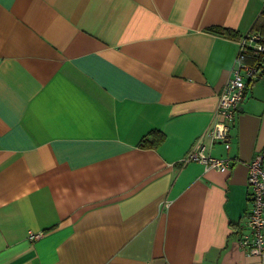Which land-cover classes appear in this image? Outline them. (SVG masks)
<instances>
[{"label":"crops","instance_id":"obj_1","mask_svg":"<svg viewBox=\"0 0 264 264\" xmlns=\"http://www.w3.org/2000/svg\"><path fill=\"white\" fill-rule=\"evenodd\" d=\"M249 30L264 0H0V264H264L238 244L264 71L203 137L229 168L182 161Z\"/></svg>","mask_w":264,"mask_h":264},{"label":"built area","instance_id":"obj_2","mask_svg":"<svg viewBox=\"0 0 264 264\" xmlns=\"http://www.w3.org/2000/svg\"><path fill=\"white\" fill-rule=\"evenodd\" d=\"M237 62L232 68V75L225 82L218 94L213 120L204 134L196 139L193 146L186 153L183 160H196L206 169L217 171L227 170L230 160L224 157L210 155L205 150L204 136L211 141L222 142L225 148L229 147L230 129L236 124V115L239 104L245 94L250 81L257 78L264 67L256 62H247L240 59L247 51L259 54L264 51V33L249 30L240 36ZM264 148L247 161L246 183L250 207L243 216L238 235V244L247 254L264 255ZM40 232L29 231L30 238H37Z\"/></svg>","mask_w":264,"mask_h":264},{"label":"trees","instance_id":"obj_3","mask_svg":"<svg viewBox=\"0 0 264 264\" xmlns=\"http://www.w3.org/2000/svg\"><path fill=\"white\" fill-rule=\"evenodd\" d=\"M210 31L216 32V33H220L223 35H227V36H235L237 35L236 32L230 30L229 28L226 27H217V26H210L207 28ZM240 59L242 61H247V62H256L258 63L260 66L264 67V51L260 52L259 54L255 55L250 53L249 51L243 53L240 57ZM154 131H151L150 134H153ZM155 140V137H153V135H151V140L150 143H154L153 141Z\"/></svg>","mask_w":264,"mask_h":264}]
</instances>
